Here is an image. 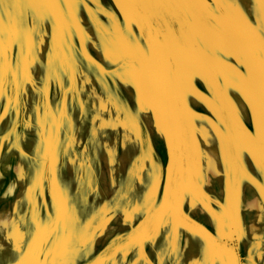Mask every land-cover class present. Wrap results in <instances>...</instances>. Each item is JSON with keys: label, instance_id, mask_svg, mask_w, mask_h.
<instances>
[{"label": "rangeland", "instance_id": "obj_1", "mask_svg": "<svg viewBox=\"0 0 264 264\" xmlns=\"http://www.w3.org/2000/svg\"><path fill=\"white\" fill-rule=\"evenodd\" d=\"M0 264H264V0H0Z\"/></svg>", "mask_w": 264, "mask_h": 264}, {"label": "bare ground", "instance_id": "obj_2", "mask_svg": "<svg viewBox=\"0 0 264 264\" xmlns=\"http://www.w3.org/2000/svg\"><path fill=\"white\" fill-rule=\"evenodd\" d=\"M201 135H202V133H201ZM204 135V134H203ZM208 157V156H207ZM210 158V157H209ZM210 160V159H209ZM208 166V165H207ZM207 169V168H206ZM207 176V175H206ZM192 201V200H191ZM13 212V211H12ZM6 229V228H5ZM260 242V241H259Z\"/></svg>", "mask_w": 264, "mask_h": 264}]
</instances>
